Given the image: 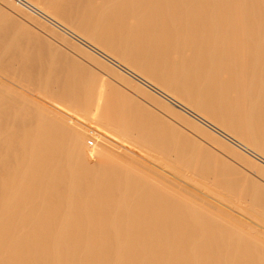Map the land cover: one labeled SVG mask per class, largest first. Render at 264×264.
I'll list each match as a JSON object with an SVG mask.
<instances>
[{
    "label": "bare ground",
    "instance_id": "obj_1",
    "mask_svg": "<svg viewBox=\"0 0 264 264\" xmlns=\"http://www.w3.org/2000/svg\"><path fill=\"white\" fill-rule=\"evenodd\" d=\"M23 1L97 50L69 41L71 52L117 64L151 90L89 73L83 82L65 65L68 52L37 57L16 39L22 24L11 22L15 38L2 27L0 264H264V233L251 225L264 226V177L236 183L225 175L229 156L220 172L210 166L219 148L239 150L264 175V0ZM168 115L184 126L167 130ZM85 128L194 173L251 224L125 161ZM194 131L213 147L195 137L201 152L192 146Z\"/></svg>",
    "mask_w": 264,
    "mask_h": 264
},
{
    "label": "rangeland",
    "instance_id": "obj_2",
    "mask_svg": "<svg viewBox=\"0 0 264 264\" xmlns=\"http://www.w3.org/2000/svg\"><path fill=\"white\" fill-rule=\"evenodd\" d=\"M8 3H6L5 2V0H0V17H1V19L0 20H2L4 23H6L5 25L3 24H1V23H3V22H1L0 21V25H2L1 27H0V31L2 30H4L5 29V27H6V29L9 31V29H10V27H7V26H9V24H10V26H11V22H13V24H14V27L15 26H17L18 27V25H21L22 24V26L20 27V29L22 30L23 28V30H25L24 31V33L26 34V31L28 32L27 33V36H25V34L24 33H22V34H24V36L23 37H21L22 36V34L20 35V33H17V40L19 41L20 40V42L23 44V46H25L26 47V49L29 51V50H32V53H34V55L36 54V56L37 57H45L46 55H48L49 53V56H51V53L56 49L57 50V52H58V54L56 53V51H54V53H52V57H55L56 56V54H57V56H60L59 54L61 53V55H63V54H65V52H68V57L69 58H71V59H69V60H67V61H65L67 64H65V65H67V66H70V67H74V68H76V72H77V75H78V77L80 78V79H82V81L83 82H90L91 81V76L89 75V74H92V75H94V77H96L97 79V81H102V82H104V83H114V84H116V85H118V87L120 86H122V84L123 85H125V86H128V85H131V86H133V85H139V86H141L143 89H148V90H151L150 88H148L147 86H145V85H143L142 83H140L139 81H137V80H135V79H133L129 74H127L126 72H124V71H122L121 70V68L117 65V64H112V63H110V62H108V61H105V60H103V59H101V58H99L98 56L96 57V56H94L96 59H97V61L98 62H100V65H98V63L96 62H94L93 60H88V59H86L85 60V58H83L79 53H77L76 51H75V53H77V54H79V56L78 55H76V54H74L73 52V50L71 49V50H69L70 48L68 47L69 45H68V42L69 41H72V42H74L77 46H79V47H81V48H83L85 51H88V52H92V55H93V51H91V49H94V47L93 46H91L90 45V43L89 42H86V41H84L83 39H81V38H79V37H77L75 34H73L72 32H70V31H68V29H66L64 26H62V25H60L58 22H56L55 20H53V19H50V17H48L46 14H43L42 12H40L38 9H36V8H34L33 6H31V5H28L25 1H23V0H21V1H19V0H6ZM7 4H9L10 5V7H9V5H7ZM14 6L16 7V6H18V8L20 9V10H18L17 9V7H16V9H14ZM13 10V11H12ZM15 10H17V11H15ZM22 10V11H21ZM23 13L24 12V14H21V13ZM19 14V15H18ZM26 14V15H25ZM21 15V16H20ZM25 16H30L29 18L30 19H28V17H25ZM5 17H6V19H5ZM4 20H3V19ZM23 18H27L26 20L25 19H23ZM32 19V20H31ZM7 20V21H6ZM6 21V22H5ZM8 21H9V23H8ZM17 21V22H16ZM38 22H39V24H38ZM20 23V24H19ZM8 24V25H7ZM16 24H18V25H16ZM42 24V25H41ZM28 25V26H27ZM24 26V27H23ZM43 26V27H42ZM47 26V27H46ZM2 27H4V29L2 28ZM15 28V29H13V27L11 26V28H12V30L10 29V31L8 32V34L10 35V32L12 31L13 33L15 32V30H18V32H21L20 30H19V28ZM31 28V29H30ZM40 28V29H39ZM7 30H6V32H7ZM50 30V31H49ZM34 31H36V33H35V36H33L34 34ZM38 31V32H37ZM48 31V32H47ZM11 32V33H12ZM4 33V34H3ZM3 33H0V36H2V37H5V35H6V33H5V31H3ZM32 33V35H30ZM18 34H19V36L21 37V39H22V41H21V39L20 38H18L19 36H18ZM28 34L30 35V36H28ZM38 34H39V36H38ZM13 35L14 34H12V35H10V36H8V35H6V37H8V38H10V37H13ZM40 35H42V36H40ZM15 36H16V33H15V35H14V38H15ZM32 36V37H31ZM36 36H38L39 38H37V40L35 39L34 40V37H36ZM59 36V37H58ZM61 36V37H60ZM33 38V39H32ZM61 38V39H60ZM65 38V39H64ZM24 39V40H23ZM26 39V40H25ZM68 40V41H67ZM25 43H27L26 45H25ZM62 43V45L60 46V44ZM63 43H64V45H63ZM54 44H55V48H54ZM28 45V46H27ZM57 46V47H56ZM62 46H64V47H62ZM24 47V48H25ZM28 47V48H27ZM58 47H60L61 49H63L65 52H63V50H61V52H60V49L58 48ZM88 47H90V48H88ZM52 48H53V50H52ZM51 49V50H50ZM59 50V51H58ZM94 50H96V49H94ZM71 51H73V52H71ZM97 51V50H96ZM53 54H55V55H53ZM95 54V53H94ZM39 55V56H38ZM65 55H67V54H65ZM49 56H47V57H49ZM80 57H82V58H80ZM76 62V63H75ZM75 63V64H74ZM78 66V67H77ZM79 66H80V68H79ZM87 73H89L88 75H87ZM126 82V83H125ZM120 83V84H119ZM125 86H122V87H125ZM128 88V87H127ZM139 96V95H138ZM142 98V99H141ZM144 97H139V99L142 101V102H144V103H146V104H148L149 105V103H150V101L148 102L147 101V99H146V101H144L145 100V98L143 99ZM168 116H170V115H168ZM171 117L172 116H170L168 119L169 120H166L165 119V121L163 122L164 123V125L166 124H168V127L166 128L167 130H168V128L170 129V127H171V125H170V123L172 124V123H174V124H177V122L179 123L180 121L179 120H177V119H174V120H171ZM172 119H173V117H172ZM163 120V119H162ZM177 120V121H176ZM174 121V122H173ZM166 122V123H165ZM180 125H182V126H184L181 122L179 123ZM78 125H80V124H78ZM173 125V124H172ZM81 126V125H80ZM82 127V126H81ZM175 128V127H174ZM88 132H90V133H92L93 135H95V136H99V137H101L102 139H104L105 141H107L108 142V144L116 151V152H118L119 154H123L124 155V157H125V161H128V162H131V163H135V164H137V165H139L140 167H142V168H145V170H148L147 168H149V171L148 172H152L151 174H153V175H156V176H158V177H160V179H162V176H164V178L162 179V180H164V181H166V182H168L170 185H173V186H175L176 187V185H181V186H179V188H180V190H182V191H184L185 189H186V191L187 192H185L186 194H188L189 193V196H191V197H193L194 199H196L197 201L199 200L200 202H202L203 203V200H204V204L205 205H207L208 203H209V207H210V204L211 205H213V207L211 206L210 208H213V209H215L214 208V206L216 207V208H218V209H220L222 212H224V213H226V214H228V215H230V216H232V217H234L235 219H238V220H240L241 222H244L245 224L247 223V224H251V220L249 219V218H246V216H245V214H243L241 211H239L235 206H233L234 204L232 203V202H235L234 200H231V201H229V200H227L228 201V203L226 202V200H221V199H218V197L216 198V196L214 197V195H212L210 192H208L206 189H204L202 186H199V185H197L196 183H193V181H199V182H197V183H202L203 182V180L201 179V178H199L197 175H195L194 173H192V172H189V171H184V175H182L181 173H179V174H177L176 172H173V171H170V170H168V168H165L161 163H159L160 161H153V160H151L150 158H148V157H146V156H143V155H141V154H137V152L135 153V152H133V151H131V150H129V149H127V148H124V147H121L119 144H117L116 142H113L112 140H110V139H108L107 137H105V136H102V135H100V134H97L95 131H93V130H89V129H87V128H85ZM165 132H166V130L165 129H163ZM171 130V129H170ZM173 130V129H172ZM171 130V131H172ZM174 131H176V130H174ZM167 133H168V131H167ZM173 133L174 132H172V134H171V132H170V136L171 135H173ZM196 132L194 131V133H193V135H192V139L193 140H189V139H191V137L189 138V139H187L188 140V142H191V141H193V144H192V146H196L197 145V141H196V144H194V140L196 139V140H202L201 142H202V144H200V145H206V146H208V147H210V148H212L213 147V144H212V142L211 141H209V139L207 140L206 138H204V139H201L202 137H203V135H199V133L197 134H195ZM175 134V133H174ZM167 135H169V134H167ZM196 135V136H195ZM193 137H195V139L193 138ZM185 137L183 136L181 139H184ZM180 139V143H179V145L182 143V141L183 140H181ZM186 139V138H185ZM206 142H209V143H206ZM177 143H178V140H177ZM185 143L188 145V147H187V145H185L184 144V141H183V146L182 147H187V149H188V151L189 152H193L194 150L193 149H191L190 147H189V145H190V143L188 144L187 143V141H185ZM200 143V142H199ZM206 143V144H205ZM211 143V144H210ZM227 144V143H226ZM229 144V143H228ZM245 144V143H244ZM185 145V146H184ZM215 145V144H214ZM191 146V147H192ZM198 146V149H199V151L202 149V146H200L199 147V145H197ZM212 146V147H211ZM232 146V145H231ZM214 147H216V148H218V146H217V144L214 146ZM216 148H213V149H215V151H217L218 149H216ZM232 148H234V146H232ZM251 148V147H250ZM220 149L221 148H219V151H217L216 153L217 154H221V156H220V154L218 155L219 157H221V158H217L216 156H214L215 157V162L216 163H213V161H214V158L211 160V163H210V166L212 165V164H214V166L213 167H217V171H221V169L223 168H221V166H222V164H220L221 162H224V165H225V167L224 168H226L227 166V164L225 163V160L227 159V157H228V159H232L230 162H229V160L227 159V161L229 162V163H231V165L233 166V164H235V166L236 167H230L231 168V170H229L228 168H226V169H224V171H226V173H225V175L227 174V171L229 172V171H231L230 172V174H228L229 175V177L230 178H232V180L234 179L235 180V182L236 183H239L240 184V179L238 180V176H240L241 178H242V180H243V178H244V180H245V178H246V180H248V178H252L253 180L255 179L256 180V182L255 183H257V180L259 181L260 179H262L263 177H264V175H263V173H262V170H261V172H259V169L258 168H256L255 169V167L253 166V167H249L248 165H246L245 163L246 162H243L242 160L244 159L245 160V158H246V153H244L243 151H237V152H239V154L241 155V156H239V155H237L238 157H239V159H241V160H239L238 159V157H235L234 155H236L235 153H234V151H233V157H232V151H231V154H228L229 153V151L227 150V152H226V154H227V156H225V150H223L222 149V151H224V152H221L220 151ZM235 149V148H234ZM252 149V148H251ZM249 152H251L250 150H248ZM197 153H198V150L196 151ZM201 152V151H200ZM224 153V154H223ZM155 154V153H154ZM246 154V155H245ZM231 156V157H230ZM206 157V156H205ZM204 157V158H205ZM209 157V156H208ZM208 157H206L205 158V160L207 161V163L209 164V161H210V159H211V157L210 158H208ZM223 157V158H222ZM225 157V158H224ZM245 157V158H244ZM247 157H248V155H247ZM250 157V156H249ZM216 158H217V160L219 161H216ZM250 158H252V157H250ZM255 158V157H254ZM261 158V157H260ZM221 159V160H220ZM225 159V160H224ZM256 159V158H255ZM261 159H263V158H261ZM224 160V161H223ZM252 160L255 162V160L252 158ZM257 160V163L261 166V165H263L264 166V164H263V162H261V160H259L258 161V158L256 159ZM221 161V162H220ZM246 161V160H245ZM217 162L219 163V164H217ZM232 162H233V164H232ZM218 165V166H217ZM229 165V164H228ZM147 167V168H146ZM212 167V168H213ZM219 167H220V169H219ZM229 167V166H228ZM238 167V171H240V170H243V171H241L240 173L238 172H236L237 170H236V168ZM242 168V169H241ZM248 169V170H245V169ZM233 169H235L236 171H234ZM249 169L251 170V171H249ZM255 169V170H254ZM257 170V171H256ZM155 171V173H153ZM246 171V172H245ZM156 172L158 173V174H156ZM242 172H243V174H242ZM245 172V173H244ZM247 172L249 173V172H251L252 174L254 173V175H257V176H254V175H252L251 173H249V174H247ZM258 174H257V173ZM224 174V172L222 171L221 172V174ZM234 173V174H233ZM161 174V175H160ZM259 174H261L260 175V177H259ZM160 175V176H159ZM252 175V176H251ZM263 175V176H262ZM227 176V175H226ZM237 176V177H236ZM254 177V178H253ZM168 180H166V179ZM237 180H238V182H237ZM244 180L242 181L243 182V185H248V186H250L249 184H247V182L248 181H246V183L244 184ZM254 180V181H255ZM240 181V182H239ZM249 181H250V179H249ZM252 181V180H251ZM250 181V182H251ZM253 182V181H252ZM251 182V183H252ZM262 182V185H264V178L262 179V180H260L259 181V183H261ZM172 183H174V184H176V185H174V184H172ZM255 183H253V184H255ZM253 184L251 185V186H253ZM258 184V183H257ZM259 185V184H258ZM181 187H183V189L181 188ZM253 189H254V187H253ZM193 195V196H192ZM195 196V197H194ZM196 196L198 197V199L196 198ZM203 199V200H202ZM202 200V201H201ZM222 201H224V202H222ZM206 202H207V204H206ZM230 203H232V204H230ZM242 205H245L244 204V202H242L241 203ZM232 205V206H231ZM208 206V205H207ZM256 223V222H255ZM254 223L252 222V226L253 227H255L256 229H258V231H260V232H262V233H264V226H262L261 224H258V225H261V226H258L257 227V225H253ZM262 227V228H261Z\"/></svg>",
    "mask_w": 264,
    "mask_h": 264
}]
</instances>
